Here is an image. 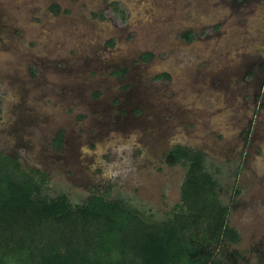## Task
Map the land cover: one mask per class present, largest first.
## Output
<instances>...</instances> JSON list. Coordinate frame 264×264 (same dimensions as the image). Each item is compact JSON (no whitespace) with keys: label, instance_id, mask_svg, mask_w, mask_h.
Returning <instances> with one entry per match:
<instances>
[{"label":"rangeland","instance_id":"rangeland-1","mask_svg":"<svg viewBox=\"0 0 264 264\" xmlns=\"http://www.w3.org/2000/svg\"><path fill=\"white\" fill-rule=\"evenodd\" d=\"M175 146L205 154L225 204L237 180V264H264V0H0V151L43 195L163 220Z\"/></svg>","mask_w":264,"mask_h":264},{"label":"trees","instance_id":"trees-1","mask_svg":"<svg viewBox=\"0 0 264 264\" xmlns=\"http://www.w3.org/2000/svg\"><path fill=\"white\" fill-rule=\"evenodd\" d=\"M164 163L186 173L179 203L156 221L108 192L76 204L65 193L45 196L47 175L0 151V264H237V180L225 204L201 150L175 146Z\"/></svg>","mask_w":264,"mask_h":264},{"label":"clouds","instance_id":"clouds-1","mask_svg":"<svg viewBox=\"0 0 264 264\" xmlns=\"http://www.w3.org/2000/svg\"><path fill=\"white\" fill-rule=\"evenodd\" d=\"M85 151H86V149H85Z\"/></svg>","mask_w":264,"mask_h":264}]
</instances>
